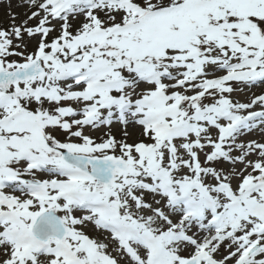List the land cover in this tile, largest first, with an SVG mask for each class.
<instances>
[{"label": "snow or ice", "instance_id": "snow-or-ice-1", "mask_svg": "<svg viewBox=\"0 0 264 264\" xmlns=\"http://www.w3.org/2000/svg\"><path fill=\"white\" fill-rule=\"evenodd\" d=\"M0 5V264H264V0Z\"/></svg>", "mask_w": 264, "mask_h": 264}, {"label": "rangeland", "instance_id": "rangeland-1", "mask_svg": "<svg viewBox=\"0 0 264 264\" xmlns=\"http://www.w3.org/2000/svg\"><path fill=\"white\" fill-rule=\"evenodd\" d=\"M18 2V0H13V4H16ZM14 11H20V9L18 8H14L13 9ZM7 9H6V6L4 5H0V24H6L7 23ZM258 91V90H257ZM240 99L244 100L246 99V96L245 95H241L240 96ZM249 138H256V139H259V134H257L256 136H252V137H249Z\"/></svg>", "mask_w": 264, "mask_h": 264}]
</instances>
